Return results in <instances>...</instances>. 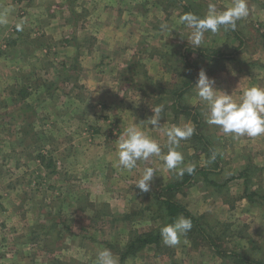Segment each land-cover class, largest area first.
Returning a JSON list of instances; mask_svg holds the SVG:
<instances>
[{
    "label": "rangeland",
    "instance_id": "1",
    "mask_svg": "<svg viewBox=\"0 0 264 264\" xmlns=\"http://www.w3.org/2000/svg\"><path fill=\"white\" fill-rule=\"evenodd\" d=\"M28 1L11 8L24 14L22 35L30 29L33 3L36 9L41 6L39 3L48 5L41 7L35 20L49 14L60 19L63 12L71 13L74 7H81L79 30H83L86 17L95 21L100 18L96 30L81 32L73 43L88 47L96 38L113 53L110 62L117 61H108L102 75L109 83L116 80L122 86L123 98L136 111L135 118L124 121L125 126L147 120L143 112L151 116L156 104L166 105L161 117H176L178 125L190 123L202 133L214 151L217 166L214 171L208 170L214 166L213 153L208 155L203 143L191 136L181 141L177 149L184 157L177 169H166L163 160L153 156L146 162L138 161L132 172L121 170L112 163L116 154L102 151L99 142L92 139L97 128L107 135L109 131H119L116 126L111 131L108 125L93 124L95 118L107 114L97 105L101 104L99 101L89 108L90 98L94 97L87 90V82L85 92L78 87L88 60H71L72 53H68L67 62L61 64L67 56L59 47L51 55L40 49L31 64L23 58L13 59L9 65L0 61V89L9 87L16 91L17 85L29 83L35 87L27 95L16 93L14 100L4 101L5 98L6 108L0 110V264H95L100 248L110 249L119 258L134 236L169 224L164 206L155 196L161 193L163 197V187L173 179L180 180V169L188 166L208 169L204 173L198 169L173 198L198 218L213 243L194 231L182 236L175 247L165 246L160 237L158 242L127 256L122 264H239L233 253L264 263V152L249 149L247 156L238 158L246 152L237 142L225 139L218 126L207 123L205 107L195 88L201 69L215 80L214 86L220 80L219 72L239 70L238 77L232 74L238 82L229 79L232 83L227 93L235 100L240 99L238 93L245 87L239 78L242 72H251L256 85L264 82V0H247L249 14L236 27L240 40L222 27L215 34L206 32L199 47L189 45L186 38L191 30L179 23L180 16L188 12L203 16L209 3L222 9L230 6L231 0ZM71 15L77 18L67 14ZM163 23L168 24L169 30H161ZM9 28L13 30L10 33ZM6 29L4 37L8 40L17 29ZM74 30L71 28L69 33ZM84 37H89L90 43L83 41ZM199 48L208 54L233 56L209 60L197 51ZM19 64L24 66L20 73ZM15 73L20 77H15ZM66 76L70 79L64 83L61 79ZM15 78L20 80L17 85ZM91 79L92 76L87 80L91 83ZM186 81L190 82L184 86ZM181 84L183 89L178 93L175 88L181 89ZM1 91L0 100L7 96ZM76 91L84 95L85 111L77 108L81 101ZM174 98L179 102L177 106L187 111L177 110ZM76 116L78 122L85 119L92 124H78L73 120ZM143 130L147 134L152 130L156 135L150 127ZM15 132L22 136L20 145L8 140ZM253 147L258 145L248 148ZM114 149L116 153L117 148ZM228 150L234 152H230L233 156L227 154ZM162 151H167L165 145ZM145 166L155 169L147 192L134 185ZM243 171L246 176L240 175ZM215 244L225 254L219 255Z\"/></svg>",
    "mask_w": 264,
    "mask_h": 264
},
{
    "label": "clouds",
    "instance_id": "2",
    "mask_svg": "<svg viewBox=\"0 0 264 264\" xmlns=\"http://www.w3.org/2000/svg\"><path fill=\"white\" fill-rule=\"evenodd\" d=\"M249 14L247 0H231L230 6L218 8L215 3H209L203 16L195 13H184L179 18V23L190 29L186 38L189 45L199 47L206 32L217 33L222 27L225 30H236L237 22ZM9 11L5 9L0 12V25L9 22ZM17 30H22V23L17 24ZM161 30H169L167 23L161 24ZM215 80L209 78L204 69L198 73L195 84L197 96L205 107L204 115L210 125H216L225 135L234 137L248 136L257 137L264 135V87L249 86L242 92L241 98L235 100L232 94L218 90ZM164 105L159 104L152 107L153 115L147 120L130 124L125 128L122 135L116 139V166L121 170L132 172L138 167V161H148L150 157H160L164 167L168 170L177 169L184 161L183 154L177 149L181 141L189 139L194 133V127L190 123L183 125L167 126L160 124L161 113ZM144 126L158 130L166 138V152L162 151L161 144L143 130ZM211 159H215V154ZM189 174L194 168L188 166L180 169L179 174L184 171ZM155 175V169L145 166L140 178L134 185L141 191L150 190V182ZM192 228V221L183 215L178 216L172 223L160 227L162 243L168 247L180 244L181 237ZM95 264H119V258L108 248H100L96 252Z\"/></svg>",
    "mask_w": 264,
    "mask_h": 264
},
{
    "label": "crops",
    "instance_id": "3",
    "mask_svg": "<svg viewBox=\"0 0 264 264\" xmlns=\"http://www.w3.org/2000/svg\"><path fill=\"white\" fill-rule=\"evenodd\" d=\"M27 0H0V12L4 11L5 9H7L9 11V17L8 19L9 22L7 25H0V61H4L6 62L5 64L9 63H14V60H19V59H24L27 60L29 64H31L33 61L35 60V56L36 54H38V51L41 49L43 51H47L50 52V55L52 54V50H59V47H61L60 49H62L61 51L67 56L65 57V59H61V64H63L64 62H67V58H69L70 56H68V53H72V59L75 60H79V59H83L82 62H84L85 60H88V65L87 68H85V73L83 76H81L82 78V82L79 83L78 87H81V90L85 89L84 87H87L86 82L88 83V88L87 90L90 91L91 95L94 98H90V101L92 102V105H89V108L91 106H95L99 101L101 104H97V105H101V108L105 109L104 112H106V116L103 117H97L94 119H92L93 124H96L98 126L102 125H108L109 127H111V131L113 130V127H117L119 133H116L114 131L112 132H108L107 133H100V130L97 128L96 131L93 133L92 135V139H94V141L99 142V147L101 148L102 151H106L107 153L111 154L115 153L114 148H117V144H116V138H118L120 135H122L121 131L123 129V131L126 128V124H124V121L126 119H129L131 117L135 118V114L136 111H133V109H131L130 104L127 101V98L122 96L123 93L121 89L122 86L121 85H117L119 84L116 80L112 81L115 82V84L113 85L112 83H109V81H107L108 79H106L105 74L102 72L105 71L104 67L106 65H108V63H114L117 60H114V62H110L112 60V52L109 50V48L105 47L103 48L102 44L96 39L93 38V44L89 45L88 47H86L85 45H80L79 43L74 44V40L80 37H76L74 38L76 35L80 34L81 32L83 34H88L90 29H97V24L98 21H100L101 19L99 18L97 21H95V19L90 20L88 17H86V22L82 23L83 20H81L82 23V28L83 30H79V22H77V20H79V18L81 17V7H74V9L72 10V14H74V16L76 15L77 18L74 19V17L71 16H67V14H71L70 10L65 11V13L63 12V14L65 15H61V18H55L56 16L54 14H47L48 16H44L42 19H39L40 16L37 17V19L35 20L34 17H36L37 15L41 14V7H48L47 3L46 5H42V3H39L41 6L38 7L37 9L34 7V3L32 4L33 9L30 11L32 15H30V18L32 16L31 22L34 24L32 26V23L30 25V29L27 30L28 33L25 35H22L23 33H25L24 30H20L19 32H14L12 34H14L11 39H6L4 37L5 32L7 31L6 28L13 26V28L17 29V24H20L23 22L25 23V21H23L24 19V14L21 11H13L11 10L12 7L16 6H20V5H26ZM31 1V0H29ZM28 1V2H29ZM55 1L57 0H53V3H55ZM65 2V1H64ZM51 3V4H53ZM50 4V3H49ZM70 8V7H69ZM40 9V10H39ZM37 10V11H36ZM39 10V11H38ZM38 13V14H37ZM37 14V15H36ZM26 19H28V17L26 16ZM110 24V23H109ZM73 25V26H72ZM75 30L73 33H69L71 28H74ZM90 28V29H89ZM9 33L12 32V28H9ZM24 31V32H23ZM19 33V34H18ZM27 35V36H26ZM22 36L27 37V39H23ZM70 36V37H68ZM81 36V35H78ZM70 38V39H69ZM73 38V39H71ZM92 38V37H91ZM89 37H84L82 40L90 43L89 42ZM80 40V39H79ZM110 43V42H109ZM112 44V43H111ZM113 44H115V47H117L116 45H118L116 42H113ZM28 46V47H27ZM7 49V50H6ZM27 50V51H26ZM30 50V51H28ZM8 51L10 53H15L16 55L10 56L8 53ZM54 53V52H53ZM55 55V53H54ZM16 57V58H15ZM6 60V61H5ZM10 61V62H8ZM109 61V62H108ZM108 62V63H107ZM18 62H16L17 65ZM21 64V62H20ZM19 64V65H20ZM17 67V66H16ZM24 69L23 64L20 65L19 67H17V71L22 72V70ZM107 69V68H106ZM112 68H109V70H111ZM108 70V69H107ZM241 71V70H240ZM219 81H217L218 85L215 86L217 87H221L222 91H225L226 93H228V91L231 88V84L232 83L229 79H235V81H237V77L239 75V70H237V73H231V71H222L219 72ZM232 74L236 75L233 76ZM20 77V74L18 75V73H15V77ZM92 76V81L91 83L89 82V80H87L88 78ZM240 79H243L244 82V86L243 89L241 90L243 92V90L249 86H259V87H263L264 82H262L261 85L259 84H255V79L251 72H248V70H246L245 72H242V74L239 76ZM6 79V78H5ZM69 77H63L61 79L62 82L66 83L69 81ZM16 80V81H15ZM14 82L15 85L18 84V82L20 81L19 78H15ZM80 80V79H78ZM238 82V81H237ZM20 84V83H19ZM86 84V85H85ZM112 84V85H111ZM191 84V83H190ZM12 85V84H11ZM182 84H181V89H176L177 92H181L182 91ZM18 88H16V91H14V89H10L9 87H4L3 89H0V93L2 92L1 90H4L6 93V97L3 96L2 99L0 100V110H4L6 108V100H14L16 97V93L22 94L25 93L27 95V93H30L33 89V91H35V87L32 84H27L26 86L23 85H17ZM34 87V88H32ZM64 88H66V85L63 86ZM75 87L73 86L72 89H74ZM218 89V88H217ZM80 90V91H81ZM86 90V91H87ZM48 91V90H46ZM77 92V91H76ZM155 93V92H154ZM159 92H157L158 94ZM85 94V93H83ZM238 98H241L242 93H238ZM15 96V97H14ZM77 96L79 101L77 103V108L78 110H82L85 111L86 107L83 108L82 106H85V100L83 99L82 96L84 95H80L79 92H77ZM154 98H157L158 96L153 95ZM152 97V98H153ZM6 98V99H5ZM81 98L83 100H81ZM97 98V99H95ZM159 98V97H158ZM5 99V100H4ZM4 100V101H3ZM239 100V99H237ZM84 103H83V102ZM13 102V101H12ZM143 104H145L144 101H142ZM177 103H179L177 101L176 98H174V103L177 106ZM157 105V104H156ZM166 107V105H164ZM189 106L193 107L196 106L195 104H189ZM34 110H37L36 106L32 107ZM88 108V109H89ZM128 112V113H127ZM175 113H177V116H180V113L177 111H173ZM142 114V112H141ZM146 115L145 117H151L153 114H151V116H148V114L146 112H143V115ZM172 116V114H171ZM73 118V117H72ZM78 118L77 116L73 119L76 120L77 123H87V124H92L89 123L87 121H85V119H83L82 121H79L76 119ZM140 119V118H139ZM170 119V120H169ZM168 118H162L160 120V124L163 125L164 123H166L167 126H171L174 123H177L175 125H178V121L176 117H169ZM76 123V124H77ZM146 127V126H144ZM148 129V128H147ZM148 135H150L151 137H153L154 139H156L161 146L163 147L166 144V138L162 135V133H160L158 130H156V135H154L152 130H148ZM194 136V135H192ZM228 136V137H227ZM156 137V138H155ZM225 139L229 138V140L233 141V142H237L238 145L240 146V149L243 150V152L245 151L246 153H241L239 154L238 158H243L244 156H247L249 153V149H253L255 152H264V135H260L257 137H248V136H241V137H234L233 135H225L223 136ZM223 137H221L223 139ZM8 140H12L14 142L17 141L20 145L21 141H22V136L18 133H14V135L12 136V139H8ZM258 145V147H253V148H248L251 145ZM2 149L4 150V146L2 147ZM230 149V148H228ZM230 152H232L234 154L233 151L228 150L227 154L228 155H232ZM116 156V155H115ZM114 156V157H115ZM110 164L112 163H116V161H109ZM112 162V163H111ZM244 164V163H243ZM244 168H247V166H244Z\"/></svg>",
    "mask_w": 264,
    "mask_h": 264
},
{
    "label": "trees",
    "instance_id": "4",
    "mask_svg": "<svg viewBox=\"0 0 264 264\" xmlns=\"http://www.w3.org/2000/svg\"><path fill=\"white\" fill-rule=\"evenodd\" d=\"M184 8L188 9L189 11V6H187L186 4H184ZM231 30V29H230ZM234 35L240 40V34L237 30L233 31L231 30ZM197 51L201 54L208 58L209 60H212L214 58L217 57H221L223 59H232V54H219V55H215V54H208L205 53V51L203 49H197ZM192 73V72H190ZM190 81H186L184 83L185 85H188ZM178 107V106H177ZM177 110L179 111H187V109H183L182 107H178ZM197 117L195 115L194 117V121L195 124L197 122ZM194 137H196L199 142L203 143L204 145V150L208 155L212 156V153L214 152L213 149L211 148L210 144L208 143L207 139L204 137V135L202 133H199L197 130H194L193 133ZM217 160H214V166L212 167V169H208L207 167H193L194 170L192 173H188L186 170L183 172L182 175H179L180 180L178 179H173L171 181H169L162 189L163 191V197L161 193H157L156 194V198H159V203L162 204L164 206V209L166 211L167 216L169 217L168 222L172 223L175 219H176V215L177 214H181L186 218H189L192 221V228L189 232H196L198 236H200L203 239H206L208 242H211V244L213 243L212 238L208 235V233L205 232V229H203L198 221V218L195 217L192 213H190L182 204H180L178 201H176L173 197V195H175L176 191L180 188V186L182 184H185L187 182H189L190 179H192V176L195 174V172H197V170L199 169L200 173H204L207 169L209 171H214V168L217 166L216 165ZM186 169V168H185ZM246 169V168H245ZM241 176H246V173L243 171L242 174H240ZM255 192H253L251 195H253ZM161 198V199H160ZM250 198V197H249ZM160 230L155 229L154 231H150V232H146V233H142L141 235L138 236H134L133 239L131 240V242L128 243V245L125 247L124 251H122V253L119 256V264H122L124 259L127 256H130L132 254L135 255V253L142 248H146L147 246L152 245L153 243H156L159 241L160 239ZM215 248V251L219 254H225L222 250H219L217 247V245H213ZM234 256H236L239 260V264H264L262 262H256V261H251L245 257H242L241 255H239L238 253H233Z\"/></svg>",
    "mask_w": 264,
    "mask_h": 264
}]
</instances>
